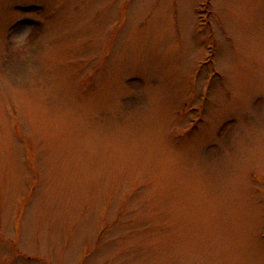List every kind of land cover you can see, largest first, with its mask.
Masks as SVG:
<instances>
[{
  "label": "rangeland",
  "instance_id": "rangeland-1",
  "mask_svg": "<svg viewBox=\"0 0 264 264\" xmlns=\"http://www.w3.org/2000/svg\"><path fill=\"white\" fill-rule=\"evenodd\" d=\"M0 264H264V0H0Z\"/></svg>",
  "mask_w": 264,
  "mask_h": 264
}]
</instances>
